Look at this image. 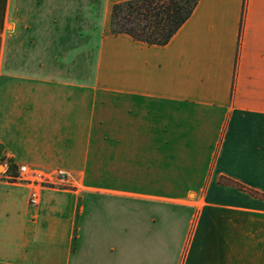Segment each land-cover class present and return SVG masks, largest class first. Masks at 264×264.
I'll return each instance as SVG.
<instances>
[{
	"label": "crops",
	"instance_id": "0c3cea01",
	"mask_svg": "<svg viewBox=\"0 0 264 264\" xmlns=\"http://www.w3.org/2000/svg\"><path fill=\"white\" fill-rule=\"evenodd\" d=\"M124 1L0 0V167L68 178L0 182V264H264V0L164 46L109 33Z\"/></svg>",
	"mask_w": 264,
	"mask_h": 264
},
{
	"label": "trees",
	"instance_id": "16d2710c",
	"mask_svg": "<svg viewBox=\"0 0 264 264\" xmlns=\"http://www.w3.org/2000/svg\"><path fill=\"white\" fill-rule=\"evenodd\" d=\"M199 0H127L112 5L109 33L148 46H164L189 19ZM233 184L232 182H228ZM243 189L241 186H237ZM252 195H263L249 191Z\"/></svg>",
	"mask_w": 264,
	"mask_h": 264
},
{
	"label": "built area",
	"instance_id": "2783aa9c",
	"mask_svg": "<svg viewBox=\"0 0 264 264\" xmlns=\"http://www.w3.org/2000/svg\"><path fill=\"white\" fill-rule=\"evenodd\" d=\"M15 167V175L11 176L1 172L0 182L26 187L29 191L28 204L31 208H36L39 205L40 195L43 190L62 189L67 185L68 178L62 170H43L23 164Z\"/></svg>",
	"mask_w": 264,
	"mask_h": 264
},
{
	"label": "rangeland",
	"instance_id": "374dc122",
	"mask_svg": "<svg viewBox=\"0 0 264 264\" xmlns=\"http://www.w3.org/2000/svg\"><path fill=\"white\" fill-rule=\"evenodd\" d=\"M1 165V164H0ZM2 172V168L0 167V173ZM192 198V196H190Z\"/></svg>",
	"mask_w": 264,
	"mask_h": 264
}]
</instances>
